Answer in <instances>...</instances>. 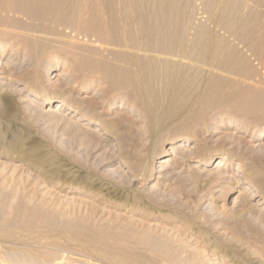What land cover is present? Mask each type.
<instances>
[{
	"label": "rangeland",
	"instance_id": "rangeland-1",
	"mask_svg": "<svg viewBox=\"0 0 264 264\" xmlns=\"http://www.w3.org/2000/svg\"><path fill=\"white\" fill-rule=\"evenodd\" d=\"M72 1L76 3L79 0ZM165 1L168 2V0H140V4H157L159 12L162 8L161 4H165ZM169 1L170 4L178 5L177 12H174L175 15L173 13L172 18L182 20L183 26L186 24L191 26L193 19L192 27L195 30L187 29L181 34L178 31L177 35L169 37L166 43L178 48L181 44H185L189 48L195 43L192 37L195 33L198 38L197 51L191 49V56H186L188 60L178 52L174 54L175 56L165 54L158 56L162 63L166 62L165 67L168 65L167 68L172 67L174 70V66L184 63L195 67L200 79L214 75L222 81L231 82L234 79L241 82L240 75L250 67L264 80V0ZM92 2L117 4L118 10L122 9V4H127L125 0H93ZM120 12L123 13V9ZM209 46L214 48L212 59L208 54ZM139 54L148 57L147 54ZM105 57L112 59L109 55ZM20 62L19 57L12 61L7 75H13V78L21 77L22 80L18 82L19 84L12 83L10 92H0V146L15 145L20 148V152H31L38 148L35 153L41 156L50 154L53 158L51 157V163H44L39 169H32L28 167L26 161L0 157L1 180L23 182L26 192H31L35 188L37 196L47 198L74 197L75 188H81L83 184L87 192L92 194L87 200L89 205H92V209L88 212L95 220L105 219L108 216L116 217L118 221L130 220L134 215L132 210H129V205L135 198L142 197L145 209L150 208L149 211L157 214L156 216L161 215L168 222L180 226L179 229L188 235L193 233L199 236L205 231L206 242L201 239L200 246L203 243L209 254L215 250L216 254L222 257L221 264H264V222L258 217L260 214L255 211L256 207L251 206L259 200V197L249 206L245 201L233 204L234 197L238 196L239 192H243V188L247 185L235 184L238 175L243 176L244 172L254 168L264 173L263 137L252 142L245 130H237L233 125L227 124L218 127L216 133H206L205 124L210 123L212 128L215 127L213 117L216 111L214 110L205 113L207 116L204 118L208 119L207 122L195 118L185 122L182 116L167 118L160 128H153L156 120L150 122L152 119L144 113L152 110L153 100H148L145 106H140L133 100L130 91H125L126 89L110 91L112 93L105 91L106 86L103 85L93 87L102 92H96L89 87L87 91L84 90L85 88L80 89L79 84L83 86L88 84L89 76L72 74L68 69L69 62L66 65L57 64V68L53 69L57 71L65 66L69 72L66 78H58L57 73L52 71L43 73L40 68L20 69L18 66ZM114 62L118 67L124 66L119 60ZM0 82L8 85L9 77L0 79ZM34 89L41 92V98L33 99L30 96ZM95 92L98 93L97 96ZM44 96L50 98L52 103L43 105ZM58 97L65 99L66 107L57 109L61 104L53 102L59 100ZM69 105L87 114L93 119V123L87 124L85 120H79V115L70 114L66 110ZM161 115L160 111H155L154 118ZM223 120H226L225 116ZM98 122H102L103 127H96ZM185 124L190 127L189 131L180 129ZM110 126L115 130L105 131ZM157 130L160 134L154 138L152 133ZM15 137L20 138L18 142ZM171 137L175 142L183 138H190L191 141L178 142L173 146H177L176 150L166 154L167 159L174 160L175 169L173 168L174 173L166 179H160L156 172L150 171L153 166L161 165L155 164V161L161 150L171 148V145H168V139ZM119 140L123 141L124 145ZM196 146L199 147L198 152ZM237 148L240 151H237ZM230 150L235 152V156H239L232 164L224 160L220 164L219 161L203 163L201 166L197 163L198 159L208 151L229 156ZM191 152H194L196 158L189 157ZM121 155L129 162L132 160L133 166L127 165L125 160L123 161L125 157L122 159ZM13 156L18 157L15 154ZM238 162L244 165L242 169L244 172H237ZM15 166L18 168L14 172ZM20 172L25 175L21 176ZM217 173L224 176L221 179H214V174ZM263 190L264 188H262L264 193ZM67 250L61 253L63 256L60 254L65 264H95V262L112 264L99 260L92 253L75 244H69ZM38 251L42 249L39 248ZM69 254L73 260L68 258Z\"/></svg>",
	"mask_w": 264,
	"mask_h": 264
},
{
	"label": "bare ground",
	"instance_id": "bare-ground-1",
	"mask_svg": "<svg viewBox=\"0 0 264 264\" xmlns=\"http://www.w3.org/2000/svg\"><path fill=\"white\" fill-rule=\"evenodd\" d=\"M92 1L79 0L74 3L72 0H0V79L9 77L8 85L0 82V92H10L11 84L22 80L21 77L13 78V75H7L10 63L18 57L21 58L18 64L20 69L40 68L43 73L50 71L57 73L58 78H66L69 72L65 66L57 71L53 69L57 68V64L66 65L69 62L68 69L72 74L89 76L88 84L86 86L79 84L80 89L85 88L84 90L87 91L100 85L106 86L105 91L108 90L109 93L126 89L125 91L129 90L133 100L140 106H145L148 100H153L152 110L145 109L144 112L152 119L150 122L156 120L153 128H160L165 119L173 117L184 116L185 122L193 118L207 122L208 119L204 118L207 116L205 113L214 110L216 111L213 117L215 127L212 128L210 123L205 124L206 133H216L217 128L222 124L233 125L237 130H245L252 142L263 137L264 144V80L260 74H255V71L247 66L248 69L244 73L240 71L241 82L235 79L232 82L222 81L214 75L200 79L195 67L181 63L174 66L173 70L172 67L167 68L168 65L165 67L166 62L162 63L158 58L164 54L173 56L178 52L186 59L187 55L191 56V49H197L196 33L192 36L195 43L189 48L185 44H181L178 48L166 43L169 37L177 35L178 31L181 34L187 29L195 30L192 27L193 19L191 26L186 24L184 27L182 20L172 18L173 13L177 12V4H170L169 0L165 1V4H161L162 8L159 11L161 13H159L157 4H140V0H125L127 4H122V13L120 12L122 9H117V4L95 2L94 4ZM138 53L147 54L148 57H142ZM208 54L209 58L214 57L212 46H209ZM105 55L111 56L112 59H106ZM115 60L121 61L124 66H116ZM244 64L246 65V60ZM32 80L34 81L35 78ZM99 91L102 92L96 90ZM95 95L97 96L98 93ZM30 96L38 99L42 95L40 91L34 89ZM44 97L43 105L52 103L50 98ZM53 103L61 104L57 109L67 105L62 97ZM66 110L70 114L79 115V120H85L87 124L93 123V119L80 112L77 107L69 105ZM155 111H160L162 115L154 118ZM95 126L101 128L103 123L98 122ZM180 129L189 131L190 127L185 124ZM107 130L114 131L115 128L110 126L105 129ZM159 134V130L152 133L154 138ZM19 139L15 137L16 142ZM168 140L171 148L159 151L155 161V164L161 165L153 166L151 171L148 170L156 172L160 179H166L174 173L175 162L170 160L171 158L167 159L166 154L169 151L174 152L177 146H173L178 142L191 141L190 138H183L175 142L173 137ZM119 142L124 145L123 141L119 140ZM195 149L198 152L199 147L196 146ZM36 150L38 148L31 152H20L18 146L3 145L0 146V157L26 161L28 167L32 169H39L44 163H51L50 154V157L48 154L41 156L35 153ZM236 150L240 151L238 148ZM232 152L233 150H230V155L226 156L224 153L208 151L206 156L198 159L197 163L201 166L203 163L219 161L220 164L224 160L232 164L239 157ZM13 154L18 157H14ZM125 156H122V159ZM189 157L196 158L194 152H191ZM124 160L127 165L133 166L132 160L129 162L126 157ZM236 165L238 173L244 172L242 170L244 165L241 162ZM16 168L18 166L13 167L14 172ZM20 174L25 175L23 172ZM222 176L224 175L220 173L214 174V179H221ZM235 184L247 185L243 188V192H239V195L234 197L233 204L245 201L249 206L259 197V200L251 206L256 207H254L255 211L260 214L258 217L264 222V214H262L264 173L257 168L251 169L249 172H244L243 176L238 175ZM82 185L81 188H75L74 197L47 198L37 196L35 188L31 192H26L23 182L0 179V264H65L60 254L67 250L69 244H75L89 251L99 260L112 264L222 263V257L218 256L215 250L210 251L209 254L203 243L200 246L201 239L206 242L205 231L199 236L193 233L188 235L179 229L180 226L168 222L161 215L156 216L157 214L149 211L150 208L145 209L142 197L135 198L129 205V210H132L134 215L130 220L118 221V218L111 216L105 219H93L88 212L92 209V205L87 201L90 199L88 196L92 194L90 195L85 185ZM39 248L42 251H38Z\"/></svg>",
	"mask_w": 264,
	"mask_h": 264
}]
</instances>
